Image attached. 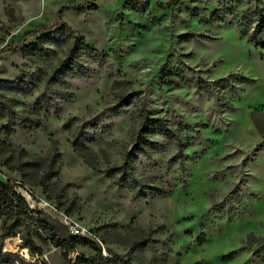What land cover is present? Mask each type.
I'll use <instances>...</instances> for the list:
<instances>
[{"label":"rangeland","instance_id":"rangeland-1","mask_svg":"<svg viewBox=\"0 0 264 264\" xmlns=\"http://www.w3.org/2000/svg\"><path fill=\"white\" fill-rule=\"evenodd\" d=\"M158 1L170 0H0V178L32 192V217L60 222L56 208L97 234L105 264H264V48L237 25L255 0ZM80 3L64 23L108 58L83 55L87 75L52 80L74 37L37 44L33 31ZM227 3L231 23L213 18ZM145 116L165 120L181 147L155 129L139 137ZM127 161L164 194L137 197ZM28 223L0 264H69ZM27 231L42 255L21 246ZM77 250L72 260L96 254Z\"/></svg>","mask_w":264,"mask_h":264},{"label":"trees","instance_id":"trees-1","mask_svg":"<svg viewBox=\"0 0 264 264\" xmlns=\"http://www.w3.org/2000/svg\"><path fill=\"white\" fill-rule=\"evenodd\" d=\"M181 0H170L168 2H159L158 6L163 9H170L173 5H177ZM129 5L135 9H146L150 5V0H129ZM89 7V6H88ZM232 6L229 3L225 4V7L216 12L214 17H217L219 21L228 22L226 16L231 10ZM67 10H75L78 12H84L87 10L84 3L74 4V5H63L57 11V16L59 17V22L54 24H40L35 28L33 33L40 34L36 39L37 44L47 41L52 35L67 33L69 36H73L74 40L71 46L67 50L65 57L60 61L58 66L54 69L52 74V80L59 81L60 77L64 80L73 79L76 77H82L89 73L90 68L83 62L82 56L85 55L91 59L98 62H103L108 58L107 54L100 53L94 47L88 45L84 37H78L74 34L72 28H70L63 21V14ZM242 18L239 20L237 25L241 29V33L248 35V41L251 42L256 47L264 48V6L255 0L254 4H250L247 10L242 12ZM183 37L192 38L190 34H185ZM32 44L27 46L30 48ZM27 48H25L26 50ZM96 120L90 121L87 125L94 126ZM41 124H37L36 127H40ZM163 131L166 137L174 139L179 147H181V139L178 134L174 131L168 129L165 120L160 118H151L150 116H145L143 120L142 127L139 132V137L142 136L145 131ZM138 137L139 141L140 138ZM137 139V141H138ZM47 172L45 179H50L56 172ZM112 175L111 172H107ZM122 176L126 177V180L131 184V186L136 190V196L141 198H146L148 195L153 196L164 194L161 189H157L156 192L150 191L152 187H146L143 185L135 176L133 172V166L127 161L122 166ZM114 175V174H113ZM23 184V183H22ZM16 181L7 180L4 181L0 178V222L6 218L8 222L4 226L3 232L0 234V258L2 256V251L5 245V240L8 237L15 236L20 231L21 226L29 225L28 221L32 222L37 229V235L39 237L48 240L54 247L60 248L68 259L69 264H105L107 257H104L101 249L92 241L81 238L78 236H73L68 231V228L61 222L48 218V216L32 217L29 215L30 206L26 200L17 192L15 189ZM145 189H148L147 192ZM152 192V193H151ZM22 247L27 248L31 253L36 255H42L43 249L39 246L35 240L31 237L29 231L23 232L21 234ZM90 245L96 249V254L91 257H86L82 254H78L76 260H72L70 255L72 253H78L79 245ZM124 263V262H123ZM125 264H130V262L125 261Z\"/></svg>","mask_w":264,"mask_h":264},{"label":"built area","instance_id":"built-area-1","mask_svg":"<svg viewBox=\"0 0 264 264\" xmlns=\"http://www.w3.org/2000/svg\"><path fill=\"white\" fill-rule=\"evenodd\" d=\"M15 189L26 200L30 208L33 207V204H36V200L32 199V192L27 190L24 184L16 181ZM39 205H41V209L44 210L52 207L48 201H41L39 202ZM53 209L55 210V213H57L60 222L68 228V231L71 235L85 238L94 242L101 249L103 256L107 257L105 245L103 241L97 236V234L87 230L78 219L73 218L66 212L60 211L56 208Z\"/></svg>","mask_w":264,"mask_h":264}]
</instances>
